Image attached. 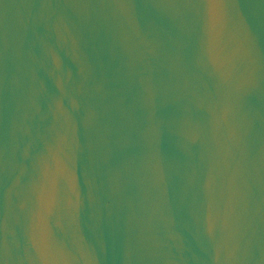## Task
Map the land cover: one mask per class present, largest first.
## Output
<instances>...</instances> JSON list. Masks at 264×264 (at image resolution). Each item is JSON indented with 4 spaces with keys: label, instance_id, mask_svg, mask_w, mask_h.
<instances>
[{
    "label": "water",
    "instance_id": "95a60500",
    "mask_svg": "<svg viewBox=\"0 0 264 264\" xmlns=\"http://www.w3.org/2000/svg\"><path fill=\"white\" fill-rule=\"evenodd\" d=\"M0 264H264V0H0Z\"/></svg>",
    "mask_w": 264,
    "mask_h": 264
}]
</instances>
